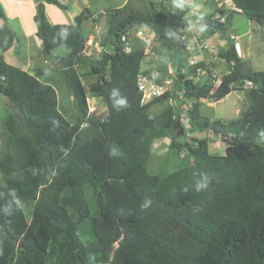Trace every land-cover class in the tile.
Here are the masks:
<instances>
[{
	"label": "trees",
	"instance_id": "trees-1",
	"mask_svg": "<svg viewBox=\"0 0 264 264\" xmlns=\"http://www.w3.org/2000/svg\"><path fill=\"white\" fill-rule=\"evenodd\" d=\"M232 1L235 9L223 22L212 13L196 24L202 33L227 39L220 55L228 71L220 83L214 86L205 59L189 64V54L188 65L178 59L175 71L179 91L196 100L186 109L189 130L225 133L223 154L210 153L206 139L176 136L178 107L168 106L159 116L150 112L175 95L141 101L137 80L144 48L124 51L120 39L141 26L174 53H187L181 33L190 7L161 0L160 7L148 1L144 10L130 2L107 10L97 56L84 50L85 12L68 24H51L43 10L34 15L43 49L67 50L54 56L60 66L53 68L76 113L68 118L55 87L39 77L53 80L51 73L30 74L0 57V93L15 108L4 120L8 140L0 160V264H264V70L247 66L226 34L238 12L264 25V0ZM200 67L208 74L197 75ZM87 73L95 79L84 84ZM248 81L252 87H245ZM233 89H245L247 100L235 119L200 114L198 100L218 101ZM89 96L102 100L105 118L89 111ZM121 99L126 105L117 103ZM168 135L185 151L186 163L161 176L149 172L147 163L153 142ZM113 149L117 154L109 156ZM199 172H207L212 183L195 193ZM145 197L152 204L143 210ZM24 203H30L29 213Z\"/></svg>",
	"mask_w": 264,
	"mask_h": 264
},
{
	"label": "rangeland",
	"instance_id": "rangeland-1",
	"mask_svg": "<svg viewBox=\"0 0 264 264\" xmlns=\"http://www.w3.org/2000/svg\"><path fill=\"white\" fill-rule=\"evenodd\" d=\"M148 1H153L154 3H157V6L160 7L159 3L161 0H130L129 5L132 8H135L137 10H144L146 7H148ZM168 2V5H170V0H166ZM198 8V7H197ZM213 8V5H210L208 7L201 8L202 12H207L208 10H211ZM195 12L198 13V11ZM199 14V13H198ZM189 16V15H188ZM193 16V15H192ZM232 26L234 29V35L237 37V41L239 42L242 50L240 52V58L246 63L247 66L251 67L254 70H264V27L262 29V33H259V26L257 25L256 21L248 19L244 14L242 13H235L231 17ZM99 28L103 30L104 23L98 24ZM135 28V27H133ZM83 33L86 35V27L82 28ZM185 29V28H184ZM148 33H151V35H154L150 29L147 30ZM132 33V32H131ZM185 34L186 40L189 38ZM127 37H129V34H127ZM184 32L181 33V37H183ZM185 39V38H183ZM208 39V36L206 37ZM138 40V39H137ZM134 40L135 46H143L149 48V46L146 45L141 40ZM157 39H151V42H154L153 45H158L159 48L158 54L160 55V59L162 61L155 62V65L163 64L164 62L167 63V67H170V62L173 59V56L170 55V50H168L166 47H164L161 42H157ZM209 42V41H208ZM210 43V42H209ZM212 44V43H211ZM218 52L219 55H216V58L213 60L215 62H211V75L212 72H215L217 76L222 75V73L225 71L227 63L226 61L221 57L219 46ZM65 50L64 48H61ZM197 50H195L196 52ZM209 53H212V50H207ZM192 56V53H179L178 58L182 60V65L186 66L188 65V58L187 55ZM176 55V54H175ZM195 55V54H194ZM213 55V54H212ZM175 57V56H174ZM178 58L176 60H178ZM211 58V54H210ZM196 59V58H195ZM84 67V66H83ZM83 71H86V68H82ZM159 70H157L158 72ZM166 74L164 75L160 71L159 76L161 78L170 77L172 79V87H173V95L174 99H169L166 102H162L159 104L154 105L150 112L154 116H159L162 110H164L168 106H174L175 108L178 107V118L181 121V125L184 128V134L183 136H186L185 139L189 142L192 141L194 138L199 139H206L208 142V150L210 153L213 154H223L225 147L227 145V142L223 140V138L217 136H214L209 131H203V132H197L189 130L190 126L188 124V119L186 115V109L190 108L194 105L195 99L194 98H187L184 96L183 91H179L178 82L175 78H178L175 72L171 70L168 72V68L166 70ZM212 78H215L211 76ZM82 82L84 84H88L89 82L93 81L95 79V76L92 74H83L81 76ZM179 79V78H178ZM198 79V77H196ZM203 80V79H200ZM175 81V83H174ZM59 84L57 86L58 89H56L57 95H59V108L60 110L66 113V116L68 118L75 117L76 109L74 108L71 94L68 93V89L64 86L62 82H58ZM245 89H233L228 95H226L224 98L218 100V101H211L210 99H200L198 100L199 103V111L202 116H205L209 118L210 120H221L223 122H227L229 120L235 119L239 112L242 111L247 107V100L245 96ZM88 103H89V111L94 112L98 118H105L106 117V108L102 102V100L98 97L89 96L88 97ZM13 112V109L8 108L6 109L3 106V102L0 98V141H6V129H5V123L4 120L8 114H11ZM180 138V137H179ZM173 136L168 135L163 138L156 139L151 147V155L149 158V161L147 163V169L149 172L159 174L161 176H164L170 172L176 171L180 168H183L185 166L186 160H185V151L181 150L178 146L172 145ZM6 152V145L3 144L0 146V160L4 157ZM5 181V176L0 171V184H3ZM23 208L26 213H29L30 210V203H24Z\"/></svg>",
	"mask_w": 264,
	"mask_h": 264
},
{
	"label": "crops",
	"instance_id": "crops-1",
	"mask_svg": "<svg viewBox=\"0 0 264 264\" xmlns=\"http://www.w3.org/2000/svg\"><path fill=\"white\" fill-rule=\"evenodd\" d=\"M57 1L64 4L65 8H60L57 5L53 4L52 2H48L47 0H0V10L2 11L3 14V16L0 15V57L5 59L8 63L15 65L30 74L35 73V71H41V70L45 71L46 74L51 73L52 76H54L53 80H49L50 77L45 79L44 74L43 76H39V77L41 78L42 81H46V80H47L46 82L49 81L48 83L54 86L56 89H58L59 86L57 85L59 83L55 82L56 73H55V69L53 68V65L55 66L57 65L54 56L65 55L67 50L64 47L55 48L50 52H46L43 49L42 42L40 38L36 35V23L34 21V15L38 13L40 10H43L47 20L51 24H57V23L68 24L72 22L73 18L76 15L85 12L87 14V18L82 22V28L86 27V35L85 34L84 35L86 37H91L95 41L99 42L102 32L100 34H97L96 26L99 23H104L105 26L106 11L121 7L130 0H57ZM169 2H170L169 6L173 5L172 0H170ZM187 3L189 5L191 4L198 5V8L195 9L196 11H198L199 16L216 13L221 10V7L217 6L216 3L213 2L212 0H187ZM210 5H213V8L211 10H208L207 12L201 11V8L203 7L205 8ZM192 9L193 8L190 7V10ZM257 25L259 26L258 27L260 31L259 33H262V29L264 25H261L259 23H257ZM228 27L229 28L226 33L227 36H228V32H232L234 34L233 31L235 28H233L231 20ZM139 28H144L146 33L149 36H151L152 39L155 40L156 38H154V36L151 35V33H148L147 31L148 28L141 26H132L127 31V34H129V38H130L128 43L130 50L137 48H144V52L146 56L143 62V68H146L149 71L153 70L156 72L157 70H159L164 75L167 73L166 72L167 68H168V72H170L171 70L175 72L176 65L178 64V61L176 59L178 58L179 53H174L172 50L168 49L166 46H164L161 43L164 47L170 50V55L173 54L175 57L172 55L173 59L170 62L171 69L169 68V66L167 67L168 64L165 62L160 65L159 64L155 65V62L157 63L158 61H162V59H160V55L158 54V50L156 51V49L159 48L158 45L157 46L153 45L154 42H152L153 44L152 43L146 44L147 46H149V48L134 45V40L138 39L136 36V30ZM200 33L202 36L205 37L208 36V41L210 43L217 44L219 46V51L220 50L223 51L227 49V39L225 36L219 33H215V34H206L202 32ZM235 40L237 41V38H235ZM232 41L234 42V39ZM157 42L160 43V41ZM61 48H64L65 50ZM87 51L89 53H92L93 56L98 55V51H96V48L94 46L89 47ZM184 54L186 53L184 52ZM210 54L212 57L213 53H209L208 51H200V52L197 51L195 57L198 60H200L201 58L206 59L210 57ZM182 71H185L184 67L182 68ZM227 71H228V67L226 66V69L223 73H226ZM0 98L1 101L3 102V106L6 109L11 108L13 109V111H15V108L12 106V104L7 99V97H5L0 93ZM6 132H7L6 139L8 140L7 129ZM7 140L0 141V146L3 144L7 145Z\"/></svg>",
	"mask_w": 264,
	"mask_h": 264
},
{
	"label": "built area",
	"instance_id": "built-area-1",
	"mask_svg": "<svg viewBox=\"0 0 264 264\" xmlns=\"http://www.w3.org/2000/svg\"><path fill=\"white\" fill-rule=\"evenodd\" d=\"M213 2L216 3L217 6L221 7V10L219 12H216L215 19H218L219 21L223 22L226 19L227 14L235 9L234 3L232 0H212ZM193 15V16H192ZM188 18V26L185 27L184 29V35L181 37L183 39V43L185 46L186 51L189 53H192V56L189 57V64L193 65L196 63L197 59H195V53L198 51H207L209 49L212 50L213 56L210 58H206L205 64L208 65V69L211 71V66L210 63L216 58L215 55H218V47L217 44H211L208 42V39H206L205 36H202L198 27L196 24L200 20V16L198 13L195 12V10H190L189 11V17ZM189 22L194 26L192 28H189ZM96 33L100 34L103 30L99 28V26H96ZM189 38L185 37V34ZM136 36L138 39L142 40L146 44H150L151 42V36H149L144 28H139L136 30ZM228 37L229 39L233 40L234 39V48L236 50V53L238 56H240L241 48L239 43L235 40L236 36L232 32H228ZM121 41L123 42V49L124 51H130V47L128 46L130 38L127 37L126 33L121 35ZM153 40V39H152ZM91 46H94L96 48V51L101 50V45L98 41H95L91 37H88L85 40V48L86 53L89 54L87 49ZM195 50H197L195 52ZM141 72L138 74V80H137V86L139 91L141 92V101L144 103L154 97L161 96L165 94L166 92H173V87H172V79L170 77L161 79L159 74L156 71L153 70H147L146 68H141ZM197 75H207L208 71L206 68H198L196 71ZM214 79V86H217L220 81H221V76H217L215 72H212ZM253 84L252 82L248 81L245 87H252Z\"/></svg>",
	"mask_w": 264,
	"mask_h": 264
},
{
	"label": "clouds",
	"instance_id": "clouds-1",
	"mask_svg": "<svg viewBox=\"0 0 264 264\" xmlns=\"http://www.w3.org/2000/svg\"><path fill=\"white\" fill-rule=\"evenodd\" d=\"M172 2H173V6L175 8L181 9V10H183L186 6L192 7L193 9L198 7V5H195V4L189 5L187 3V0H172ZM192 27H194V26L189 22V28H192ZM199 31L203 32L204 27L201 26L199 28ZM166 34L175 35V32L166 33ZM117 103L119 105H126V101L124 99L119 100ZM117 111H119V110H117ZM116 154L117 153L114 149L109 152V156H114ZM198 175H199V178L195 180V183L191 187L192 191L195 193H200V192L208 189L209 185L212 183V177L207 172H199ZM187 191H188L187 188L184 189V192H187ZM13 195L15 196V193H13ZM151 204H152V200L149 199L148 197H145L143 203L140 204V207H141V209L146 210L150 207ZM16 205L18 206V208H22L21 201L19 199H16Z\"/></svg>",
	"mask_w": 264,
	"mask_h": 264
},
{
	"label": "water",
	"instance_id": "water-1",
	"mask_svg": "<svg viewBox=\"0 0 264 264\" xmlns=\"http://www.w3.org/2000/svg\"><path fill=\"white\" fill-rule=\"evenodd\" d=\"M56 65L57 66H60V64L58 62H56ZM172 131H175L176 132V136H183L184 134V128L183 126L181 125V121L180 119H177L174 121L173 123V126H172ZM214 136H219L221 138H224L226 136L225 133H221V134H217V133H213ZM232 140H235V138H233Z\"/></svg>",
	"mask_w": 264,
	"mask_h": 264
}]
</instances>
